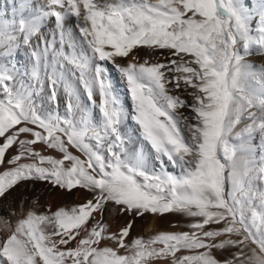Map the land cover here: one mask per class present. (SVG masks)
<instances>
[{"label":"snow or ice","instance_id":"snow-or-ice-1","mask_svg":"<svg viewBox=\"0 0 264 264\" xmlns=\"http://www.w3.org/2000/svg\"><path fill=\"white\" fill-rule=\"evenodd\" d=\"M36 182L88 195L9 206L0 264H264V0H8L0 201ZM149 214L182 230L126 242Z\"/></svg>","mask_w":264,"mask_h":264},{"label":"bare ground","instance_id":"bare-ground-1","mask_svg":"<svg viewBox=\"0 0 264 264\" xmlns=\"http://www.w3.org/2000/svg\"><path fill=\"white\" fill-rule=\"evenodd\" d=\"M8 0H0V9H2L7 3ZM139 55L143 56V49L139 50ZM118 63H125L123 60H118ZM109 80L112 84L114 94L118 97L121 106L125 109L126 112H130L128 102L130 99L128 98L126 83L121 79L120 74L109 65ZM77 87L80 89L83 99L86 101V95H84V90L82 85L77 81ZM98 101V96H97ZM61 113L64 111L63 103L60 107ZM98 113V112H97ZM96 121L99 120V117L96 115V112L93 113ZM126 123L130 124L131 120L129 119ZM129 134L132 133V129H127ZM135 139V137H134ZM39 147V145H37ZM136 147L139 148L140 144L137 141ZM44 154V153H42ZM169 169H174L171 165ZM179 170H176L178 174ZM264 187V185H260ZM88 194L83 190L77 188L73 190L71 193H67L64 191H58L56 189L51 188L46 182H36L35 184H21L13 189L6 198L0 201V215L7 217L8 219H14L15 217H10L8 215L9 206L12 209H15L17 214L20 212L21 208L27 210L32 206V201L34 199H38L39 204L42 206L37 210L39 212H43L45 207L50 206L51 211H55L60 206H77L84 201V198ZM97 219L101 220V222L106 223L108 225L109 232H118V230L125 226L126 218L125 216L109 215L107 213L101 217L97 214ZM180 220L179 216L165 214L162 216H148L144 219H136L132 228L131 235L126 238V242L130 241L133 237H141L144 239L150 238L152 235L158 234L160 231H165L168 226V230L171 228L169 224L175 222L176 220ZM171 226V225H170ZM170 228V229H169ZM176 228V227H174ZM173 230V229H171ZM176 230V229H175ZM174 231V230H173ZM4 235L3 232H0V237ZM145 235V236H144ZM153 264H158V262H153Z\"/></svg>","mask_w":264,"mask_h":264},{"label":"rangeland","instance_id":"rangeland-1","mask_svg":"<svg viewBox=\"0 0 264 264\" xmlns=\"http://www.w3.org/2000/svg\"><path fill=\"white\" fill-rule=\"evenodd\" d=\"M65 51H66V53H68V54H71V49H69L68 47H67V45L65 46ZM141 56V55H140ZM128 94V93H127ZM128 98L130 99V97L128 96ZM185 98L186 99H190L189 97H187V95L185 94ZM128 106H129V110L131 111V107H132V105H131V100H130V102H128ZM181 111H184L185 112V114L187 115L188 114V112H187V110H184V109H182ZM94 112H96V115L99 117V112H98V110L97 109H94L93 110V113ZM98 112V113H97ZM169 171H172V172H174V173H176V170L177 169H168ZM118 215V214H117ZM118 216H121V215H118ZM148 216H151V214H149V215H146L145 217H143V218H139V219H144V218H146V217H148ZM125 218H126V222L128 221V220H130V219H132L130 216H125ZM181 219V218H180ZM176 221H179L178 219L176 220ZM175 221V222H176ZM174 223V222H173ZM172 222L169 224V227L171 228V229H173L174 231H177V230H182V228H174L173 226H172V224H173ZM171 225V226H170ZM169 228V229H170ZM167 229H168V226L166 227V230L165 231H167ZM168 230V231H173V230ZM176 229V230H175ZM145 236V235H144Z\"/></svg>","mask_w":264,"mask_h":264}]
</instances>
